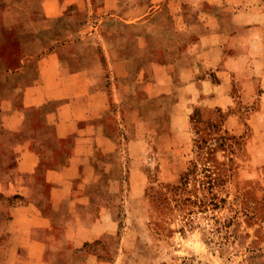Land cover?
I'll return each instance as SVG.
<instances>
[{
    "label": "rangeland",
    "instance_id": "1",
    "mask_svg": "<svg viewBox=\"0 0 264 264\" xmlns=\"http://www.w3.org/2000/svg\"><path fill=\"white\" fill-rule=\"evenodd\" d=\"M185 2L188 21L199 18L191 20L196 7L204 23L180 31L166 19L169 28L151 36L154 50L165 49L171 69L185 68L196 44L220 40L225 46L218 65L225 71L220 76L208 71L218 85L204 86L200 96L190 87L179 90L180 79L174 77L171 85L157 89L159 109L153 117L134 114L129 127L123 117L124 135L134 139L126 149L138 157L140 173L133 178V163L120 162L121 142L103 146L107 158L98 159V166L105 161L115 168L99 172L91 188H96L93 195L107 196L114 227L79 248L62 250L57 264H264V0ZM56 23L55 36L47 40L43 34L29 47L30 32ZM69 24L60 17L47 21L42 0H0V264L11 246L12 209L28 201L10 189L20 151L7 123L16 119L12 107L21 99L15 78L29 66L19 59L47 51L46 43L56 38L82 44ZM179 97L187 102L179 103ZM118 131L112 135L119 138ZM64 162L42 160L39 182ZM113 181L121 189L116 197L106 190ZM133 182L138 191H132Z\"/></svg>",
    "mask_w": 264,
    "mask_h": 264
},
{
    "label": "crops",
    "instance_id": "2",
    "mask_svg": "<svg viewBox=\"0 0 264 264\" xmlns=\"http://www.w3.org/2000/svg\"><path fill=\"white\" fill-rule=\"evenodd\" d=\"M185 1L42 0L45 19L60 17L70 22L68 30L79 32L82 44L56 38L46 43L47 51L19 59L29 66L15 78L21 99L12 107L16 119L7 123L17 134L20 151L10 189L28 201L12 209L11 246L4 264H57L56 254L62 250L79 248L110 231L115 214L107 196L93 195L96 188H91L99 172L115 168L112 162L106 167L105 161L98 166V159L107 158L103 146L122 143L125 152L120 162L133 163L134 171L129 172L134 178L140 173L139 160L127 151L134 139L124 135L128 131L124 128L133 125L134 114L153 117L159 109L157 89L171 85L174 77L180 79L175 84L179 90L190 87L197 96L203 94L204 86L217 87L208 71H215V76L225 71L218 65L225 46L218 38L196 44L191 66L185 68L171 69L165 49L154 50L151 36L169 28L166 19L172 18L180 31L196 30L204 23L196 7L191 20L199 18L188 21ZM206 24L216 29L211 22ZM46 26L28 34L34 42L29 47L37 46L43 34L47 40L55 36L58 23ZM178 100L187 102L185 97ZM114 128L119 129V138L112 135ZM49 158L65 162L48 169L47 180L41 184L37 169ZM139 189L133 182L132 191ZM106 190L116 197L121 189L113 181Z\"/></svg>",
    "mask_w": 264,
    "mask_h": 264
},
{
    "label": "trees",
    "instance_id": "3",
    "mask_svg": "<svg viewBox=\"0 0 264 264\" xmlns=\"http://www.w3.org/2000/svg\"><path fill=\"white\" fill-rule=\"evenodd\" d=\"M105 173H106V172H105ZM105 173H104V174H105Z\"/></svg>",
    "mask_w": 264,
    "mask_h": 264
}]
</instances>
